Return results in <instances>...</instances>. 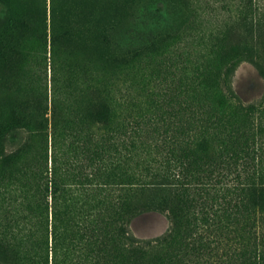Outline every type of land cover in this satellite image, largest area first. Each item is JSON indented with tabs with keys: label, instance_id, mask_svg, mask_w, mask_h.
<instances>
[{
	"label": "rangeland",
	"instance_id": "1",
	"mask_svg": "<svg viewBox=\"0 0 264 264\" xmlns=\"http://www.w3.org/2000/svg\"><path fill=\"white\" fill-rule=\"evenodd\" d=\"M238 103L256 106L246 133ZM181 140L218 160L249 149L264 179V0H0V264H72L110 201L137 238L185 219L218 238L219 258L189 264H253L258 211L248 226L221 184L192 204Z\"/></svg>",
	"mask_w": 264,
	"mask_h": 264
},
{
	"label": "trees",
	"instance_id": "2",
	"mask_svg": "<svg viewBox=\"0 0 264 264\" xmlns=\"http://www.w3.org/2000/svg\"><path fill=\"white\" fill-rule=\"evenodd\" d=\"M101 106L104 120L108 108L105 102H102ZM255 108L254 104H237V109L244 117L239 126L244 133L248 132L253 123L251 116ZM198 122L200 121L195 123ZM187 129L186 126H181V135H184ZM179 149L181 165L176 176L188 190L189 201L192 204L201 210L211 202L214 203L217 197L210 189L221 184L220 186L226 192L233 193V197H245L247 207L250 208L248 226L254 227V212L257 210L259 226L264 227V179L261 176L257 177L250 169L254 158L252 151L237 150L233 155L231 153L228 160H218L214 157L215 155L199 152L183 140H181ZM7 156L6 153L1 155V157ZM227 202L228 198H225L223 203ZM114 203L110 201L105 208V213L101 209L98 217H92L86 221L81 238L73 241L72 264H118L119 262L124 264H189L194 257L205 256L209 260H215L222 255L216 249V245L220 243L218 238L212 233L206 232L205 235L199 233L196 228H193L195 220L185 219L181 224L183 230L176 234L175 212L173 211L171 218L175 221L173 222L174 228L150 239L137 238L124 228V221L113 208ZM213 208L214 213L216 209ZM163 247L173 248L174 253L167 260L155 259L152 251ZM249 260L253 264L264 263V254H254L249 257ZM58 262L60 259L52 260V264H58Z\"/></svg>",
	"mask_w": 264,
	"mask_h": 264
}]
</instances>
